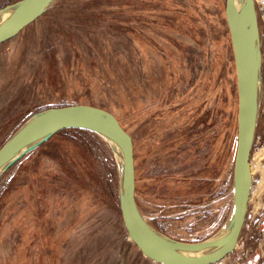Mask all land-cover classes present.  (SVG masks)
I'll return each instance as SVG.
<instances>
[{
    "label": "rangeland",
    "instance_id": "obj_1",
    "mask_svg": "<svg viewBox=\"0 0 264 264\" xmlns=\"http://www.w3.org/2000/svg\"><path fill=\"white\" fill-rule=\"evenodd\" d=\"M224 2L54 0L0 44V145L40 110L99 106L133 139L146 220L182 241L212 236L229 218L237 125ZM255 10L264 51V0ZM261 64L249 206L221 264H264L263 53ZM118 188L105 140L55 133L0 175V264H150L126 234Z\"/></svg>",
    "mask_w": 264,
    "mask_h": 264
},
{
    "label": "water",
    "instance_id": "obj_2",
    "mask_svg": "<svg viewBox=\"0 0 264 264\" xmlns=\"http://www.w3.org/2000/svg\"><path fill=\"white\" fill-rule=\"evenodd\" d=\"M54 0H17L0 7V44L40 17ZM224 17L235 66L237 113L231 208L212 236L182 241L156 230L136 202L133 139L117 117L88 104L49 107L30 115L0 146V175L24 155L65 129L90 131L106 141L115 158L121 220L129 239L158 264H215L234 251L246 219L252 175L250 154L261 99L262 51L255 0H225Z\"/></svg>",
    "mask_w": 264,
    "mask_h": 264
},
{
    "label": "crops",
    "instance_id": "obj_3",
    "mask_svg": "<svg viewBox=\"0 0 264 264\" xmlns=\"http://www.w3.org/2000/svg\"><path fill=\"white\" fill-rule=\"evenodd\" d=\"M257 23H258V20H257ZM258 26H259V23H258ZM259 33H260V29H259ZM262 49H263V48H262V45H261V51H262V53H263V55H264V51H263ZM228 193H229V191H228L226 194L228 195ZM250 195H251V192H250ZM231 197H232V196H231ZM249 199H250V196H249ZM249 199H248V206H249ZM231 204H232V203H231V201H230V208H231ZM248 206H247V207H248ZM225 257H226V256H225ZM225 257H224L223 259H225ZM223 259H222V260H223ZM222 260L216 262L215 264H221V261H222ZM147 262H150V264H156L155 262L150 261V260H149V261L147 260Z\"/></svg>",
    "mask_w": 264,
    "mask_h": 264
},
{
    "label": "trees",
    "instance_id": "obj_4",
    "mask_svg": "<svg viewBox=\"0 0 264 264\" xmlns=\"http://www.w3.org/2000/svg\"><path fill=\"white\" fill-rule=\"evenodd\" d=\"M16 0H0V4H2L3 6L8 4V3H11V2H14ZM76 130H81V129H76ZM83 131V130H82ZM85 131V130H84ZM3 145V144H2ZM1 146V145H0Z\"/></svg>",
    "mask_w": 264,
    "mask_h": 264
}]
</instances>
